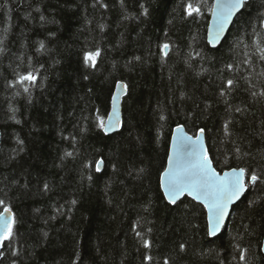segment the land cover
<instances>
[{
	"label": "trees",
	"instance_id": "16d2710c",
	"mask_svg": "<svg viewBox=\"0 0 264 264\" xmlns=\"http://www.w3.org/2000/svg\"><path fill=\"white\" fill-rule=\"evenodd\" d=\"M185 2L0 0V199L18 221L0 264H264V186L246 191L217 237L202 204L173 205L159 187L180 124L205 129L219 171L264 172V0L248 2L216 48L214 0L195 19ZM96 50L89 67L84 54ZM28 71L35 86L15 83ZM118 81L128 86L123 126L108 135L97 118L106 121Z\"/></svg>",
	"mask_w": 264,
	"mask_h": 264
},
{
	"label": "snow or ice",
	"instance_id": "6c2138e0",
	"mask_svg": "<svg viewBox=\"0 0 264 264\" xmlns=\"http://www.w3.org/2000/svg\"><path fill=\"white\" fill-rule=\"evenodd\" d=\"M100 3V0H96ZM248 0H215L212 4L209 12L213 18V23L208 29V42L215 44L221 39L222 34L225 32L227 26L232 23V18L247 7ZM121 6L123 7V0H121ZM101 7L107 8V4H101ZM203 0H186L184 3L183 11L186 16L195 19L197 16L203 15L202 12ZM147 10L145 9V13ZM43 20V17H41ZM260 26L264 27V16L259 18ZM103 29V25H100ZM0 44H3V40H0ZM43 42L40 43V49H44ZM169 44L162 45V52L164 56H168ZM259 51V58L264 61V47L260 44L256 45ZM5 49L0 47V54H3ZM99 50L86 52L84 54V62L89 67H95L97 58L100 57ZM199 55V53H197ZM247 56V53H244ZM136 59H139L138 57ZM243 63H250L247 59ZM229 70L233 68L232 64L226 66ZM87 78V77H85ZM37 82V76L33 71H28L24 74H17V80L15 83L24 86L25 84L35 86ZM227 88L231 89L235 85L234 80H227ZM9 87H14L15 84L10 83ZM127 85L121 83L116 84L117 90H126ZM25 93L29 92V87H23ZM19 94V93H17ZM221 92V95H224ZM253 96H256V92H252ZM264 96V92L259 93ZM119 94L112 97V111L108 114L107 123L103 118H97V126L103 129L105 132L111 131L117 125L121 124L119 112L117 109V101L119 100ZM14 112L15 109H12ZM236 111H240L239 108ZM14 118V117H13ZM164 119V116H161ZM229 123L226 122L223 126L226 136H230ZM176 133L179 135H173V154L168 157V166L163 170L159 177V187L163 189L164 197L171 204H176L178 200L185 194L191 196L193 200L199 201L207 209L208 212V234L215 235L221 224L227 215L229 205L238 200L250 187L264 186V172L258 173L255 170L249 168H232L228 172H217L213 167V159L209 154L208 148L205 146L204 134L205 129L200 128L198 134L193 136L187 135L184 132L183 125L177 126ZM19 145L23 144V141L17 140ZM20 151L23 149L20 148ZM239 152V149H237ZM66 157H72V152H66ZM103 161L96 162V171L99 172L100 165ZM143 171V169H141ZM48 184L45 183L43 188L48 190ZM2 191V190H0ZM74 204L75 201H72ZM0 249L5 248L7 245L5 242H11L16 236L17 217L13 213L12 208L6 203L4 199H0ZM151 231V229H149ZM45 237L47 234H44ZM138 237L141 236L140 232H136ZM143 246L149 248L151 246L150 241L143 240ZM184 244L180 245L181 250L184 249ZM12 255H18L17 250L12 251ZM3 256V252L0 251V257ZM146 260L151 261L152 257H145ZM240 259L244 260V254L241 252ZM15 264V261H13ZM164 264H169L168 260H164Z\"/></svg>",
	"mask_w": 264,
	"mask_h": 264
},
{
	"label": "water",
	"instance_id": "95a60500",
	"mask_svg": "<svg viewBox=\"0 0 264 264\" xmlns=\"http://www.w3.org/2000/svg\"><path fill=\"white\" fill-rule=\"evenodd\" d=\"M250 1H251V0H248V2H250ZM214 2H215V0H214ZM242 11H243V10H242ZM242 11H241V12H242ZM239 14H240V13H238L236 16H234V17L232 18V23H230V24L227 26L225 32H224V33L222 34V36H221V39H220L218 42H216L215 44H210L212 47L216 48V47H218V46L221 45V43H222L223 40L226 38L228 32L230 31L232 25L234 24L236 18L239 16ZM212 23H213V18H212V16H211V17H210V22H209V27L211 26ZM209 27H208V29H209ZM207 36H208V32H207ZM121 82H122L123 84H126L124 81H118L117 83H121ZM117 83H116V84H117ZM117 94H119V97H120L119 100L117 101V109H118V112H119V116H120L121 124H120V125H117V126H116L114 129H112L111 131H107V132L104 131V132H105L106 134H108V135H110V134H114V133H116V132H119V131L122 129V126H123V102H124V98H125V97L127 96V94H128V88H127L126 90H117V88H116V86H115V89H114L113 95H117ZM113 95H112V97H113ZM111 111H112V102H111V110H110L109 113H111ZM105 122L107 123V119H106ZM180 125H182V124H180ZM177 126H179V125H177ZM177 126H175V128H174V130H173V133H172L171 143H170V150H169V155L173 154V143H172L173 135H174V134H175V135H179L178 133L175 132ZM183 128H184V132L187 133V135H189V136H193V137H195V135L198 134V131H197L195 134H191V133L187 130V128H186L184 125H183ZM204 142H205V146H206V147L208 148V150H209V147H208V144H207V139H206V132H205V134H204ZM209 154H210V151H209ZM169 155H168V157H169ZM210 156H211V154H210ZM167 166H168V159H167V165H166V167H167ZM213 167H215L214 162H213ZM103 168H104V164L102 163V164L100 165V169L103 170ZM215 168H216V167H215ZM234 168H237V169H238V167H234ZM231 169H232V168H230V169H226V170H224V171H219V170L216 168L217 172L221 173V175H222L224 172H228V171H230ZM162 190H163V189H162ZM245 194H246V192H245V193H244V194H243L238 200L234 201L232 204L229 205L227 215L225 216V218H224V220H223V222H222V224H221V227H220L219 231H218L215 235H211V237H217L218 235H220V234L223 232L224 227L226 226V224H227V222H228V220H229V218H230V215H231V213H232L233 207H234L237 203H239V202L242 200V198L244 197ZM185 197L192 198L191 196H188L187 194H185L184 196H182V197L180 198V200H182V199L185 198ZM192 199H193V198H192ZM180 200H178L177 202H179ZM195 201H196V200H195ZM177 202H176V203H177ZM196 202L200 203L199 201H196ZM200 204H201V203H200ZM173 205H175V204H173ZM202 205H203V204H202ZM1 211H2V210H1ZM206 211H207V209H206ZM13 213H14V212H13ZM207 220H208V212H207ZM262 249H263V252H264V239H263Z\"/></svg>",
	"mask_w": 264,
	"mask_h": 264
},
{
	"label": "bare ground",
	"instance_id": "6f19581e",
	"mask_svg": "<svg viewBox=\"0 0 264 264\" xmlns=\"http://www.w3.org/2000/svg\"><path fill=\"white\" fill-rule=\"evenodd\" d=\"M111 102H112V99H111ZM225 228V227H224Z\"/></svg>",
	"mask_w": 264,
	"mask_h": 264
}]
</instances>
